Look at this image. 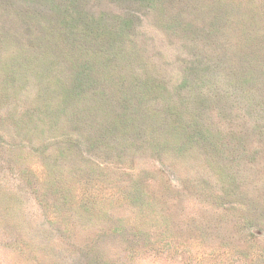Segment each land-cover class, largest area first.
I'll return each instance as SVG.
<instances>
[{
  "label": "rangeland",
  "instance_id": "obj_1",
  "mask_svg": "<svg viewBox=\"0 0 264 264\" xmlns=\"http://www.w3.org/2000/svg\"><path fill=\"white\" fill-rule=\"evenodd\" d=\"M0 264H264V0H0Z\"/></svg>",
  "mask_w": 264,
  "mask_h": 264
}]
</instances>
